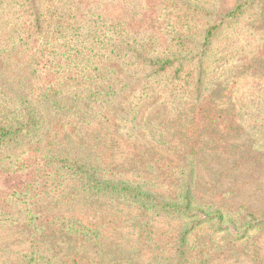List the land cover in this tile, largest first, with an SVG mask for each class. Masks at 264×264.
<instances>
[{"label":"trees","instance_id":"obj_1","mask_svg":"<svg viewBox=\"0 0 264 264\" xmlns=\"http://www.w3.org/2000/svg\"><path fill=\"white\" fill-rule=\"evenodd\" d=\"M145 1L0 0V49L22 60L14 65L16 81L0 67V162L21 150V163L9 166L13 174L24 171L7 194L19 205L9 226L19 220L30 244L19 261L0 264H123L121 255L127 264H141L140 254L110 242L99 223L35 214L30 206H38L41 192L24 199L39 186L41 172L75 182L86 201L135 207L140 242L153 241L157 219L176 221L170 264H210L232 253L264 264L260 248H252L264 237V200L235 202L233 195L245 188L240 181L222 183V202L199 193L206 186L199 178L201 153L211 139L229 155L235 139L246 138L247 157L237 159L241 175L255 177L259 166L264 171V86L254 85V70L264 65L257 0H236L218 20L217 0H157L152 12L163 23L164 43L105 11L119 2L125 14L131 6L140 16ZM218 99L228 100L227 107L214 110ZM88 125L112 127L115 144H139L133 155L139 173L103 165L86 148ZM177 133L180 146L174 147ZM55 196L44 198L50 203ZM6 212L0 209V227Z\"/></svg>","mask_w":264,"mask_h":264},{"label":"rangeland","instance_id":"obj_2","mask_svg":"<svg viewBox=\"0 0 264 264\" xmlns=\"http://www.w3.org/2000/svg\"><path fill=\"white\" fill-rule=\"evenodd\" d=\"M156 2L157 0H146L143 4L144 8L137 11L141 14L140 16L134 15V10L131 6L125 14V10L119 2H114V4L106 8L105 11L114 21H117L116 19H120V17L123 16V22L134 32H152L164 43L166 40L162 29L163 23L162 21H157V12H152V4ZM235 4L236 0H217L218 10L217 14H215V19H221L222 14L232 9ZM257 4L260 12L255 25L259 30H262L264 29V0H257ZM2 40L4 39L2 38ZM17 60L20 61L19 63L22 61L21 57L18 58L17 55L15 56L13 54L9 55L7 50L0 49V67L5 65L3 75H6L10 81H16L18 66L14 68V65L17 63ZM254 73V85L257 87L264 86V65L254 70ZM228 103V100L218 99L214 102L213 108L214 110H222L223 107H227ZM214 113L215 112L212 111V115H214ZM98 127L99 126L96 125H88L87 131L84 132V136L88 139L86 148L93 151L94 155H98L103 165L112 163L119 164V170H123L122 167H125L128 171L132 170L131 172H133L137 170L136 172L139 173L140 162L137 157H133V155H137L141 151L139 144L135 143L128 146L122 141L115 144L112 141L113 128H103L100 130ZM59 139L60 137H57V142L66 141ZM180 139L181 134L177 133L175 141H170L174 143V147H179L180 145L178 143ZM235 140H237V142L234 144L237 145V147L233 149L234 152L229 153V155L232 156L223 152L222 146H220L217 141L212 139L208 141V146H205V150L201 153L202 159L199 164L200 182H204L206 186H202L199 193L200 195L207 193L214 197L206 198V196H204V199H213L222 202V183H236V186H238V181H240V184L243 182L245 183V188L241 194L236 192V194L233 195L234 201L237 202L240 199L259 204L264 200V171H262L259 166L257 167L259 170L256 171L255 177L247 174L241 175V167L244 164H238L237 159L240 158V156L243 158L247 157L248 150L243 147V144H246L248 141L244 137ZM42 145H44V143ZM159 149L166 157L168 156L170 159L175 157L174 151L168 152L164 151L163 148ZM20 151V149L13 150L11 153L6 154V158L0 162L3 163V167H0V209L3 208L8 211L4 215V217L8 218V221L5 227H0V247L5 246L3 248L7 247L10 251H6L9 255H4V252L0 251V260H7L10 258L15 262L21 259V256H19L20 251L30 247V244H28L26 240L27 237L25 233L21 227L16 226L19 220L14 221L15 223L9 226L15 219L13 215L18 212L19 205L15 203L16 198L11 201V198L7 194L13 191L10 185L19 181L21 178L20 174L22 175L24 173V171L22 172L19 170L17 173L13 174V170H11L9 166L13 167L12 164L15 163L16 166L13 168H16L21 163L18 161ZM9 154L13 157L9 156ZM226 157H228L227 163L224 160ZM41 166L42 165L37 167ZM37 167L34 168L37 169ZM222 173L225 175L222 176ZM230 173L233 175L229 176L231 175ZM39 175L41 176V182L38 184L39 186L34 187V190H30L27 197L24 199V201L29 202L30 197H32L34 193L41 192V196L39 197L41 200L38 206H30L35 214L44 213L51 218L54 214L53 212H55L57 213L55 215L67 221H75L83 224L99 223L103 226L104 233L111 235L109 239L110 242H120L124 248H131L134 250L135 254H140L137 259L141 264L171 263L179 234V225L176 221L169 218L157 219L153 224V241L148 243L140 242L138 239L139 231L137 228H134V218L137 212L135 207L117 205L106 199L86 201L78 194L75 182L68 181L67 179H58L57 177H49L44 172H41ZM133 176L135 177L136 174H133ZM260 182L262 185H260ZM25 189L26 188H23V190ZM45 193H48V195L55 194L56 196L54 200L49 203L44 198ZM231 198L232 196L228 198L229 202H232ZM112 225H114L115 229L111 228ZM143 243L147 246L142 245ZM254 247H256V249L260 248L259 250H261L262 255H264V237L258 240L256 246H252V248ZM65 252L68 251L66 250ZM109 256H111V254L107 257ZM245 257L246 256L232 253L228 260H222V255H219L215 257L210 264H254ZM121 261H123V264H127V259L124 258L123 255H121Z\"/></svg>","mask_w":264,"mask_h":264}]
</instances>
